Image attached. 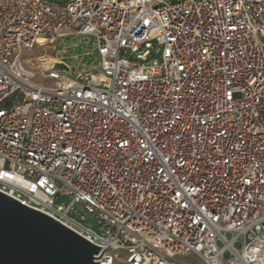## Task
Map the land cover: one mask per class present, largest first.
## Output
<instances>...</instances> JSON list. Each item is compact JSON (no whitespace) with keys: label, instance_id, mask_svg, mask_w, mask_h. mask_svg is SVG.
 Segmentation results:
<instances>
[{"label":"built area","instance_id":"1","mask_svg":"<svg viewBox=\"0 0 264 264\" xmlns=\"http://www.w3.org/2000/svg\"><path fill=\"white\" fill-rule=\"evenodd\" d=\"M0 192L98 264H264V0H0Z\"/></svg>","mask_w":264,"mask_h":264},{"label":"water","instance_id":"2","mask_svg":"<svg viewBox=\"0 0 264 264\" xmlns=\"http://www.w3.org/2000/svg\"><path fill=\"white\" fill-rule=\"evenodd\" d=\"M99 248L0 192V264H98Z\"/></svg>","mask_w":264,"mask_h":264},{"label":"rangeland","instance_id":"3","mask_svg":"<svg viewBox=\"0 0 264 264\" xmlns=\"http://www.w3.org/2000/svg\"><path fill=\"white\" fill-rule=\"evenodd\" d=\"M76 45V47H72ZM94 48V41L90 37H66L62 41H40L32 50L22 53V59L26 66L37 73L35 82L53 86L54 82L41 77L42 69L46 63L55 61L56 63L64 62L74 68L79 69L81 65L91 66L97 62L96 53L92 56H84V52ZM65 52V53H64ZM43 66V67H42ZM65 203L69 199H65ZM83 213H79L82 215ZM78 215V216H79ZM87 225V221L84 222Z\"/></svg>","mask_w":264,"mask_h":264},{"label":"bare ground","instance_id":"4","mask_svg":"<svg viewBox=\"0 0 264 264\" xmlns=\"http://www.w3.org/2000/svg\"><path fill=\"white\" fill-rule=\"evenodd\" d=\"M41 41H44V40H41ZM49 62V61H48ZM52 62V61H51ZM43 67V66H42Z\"/></svg>","mask_w":264,"mask_h":264}]
</instances>
